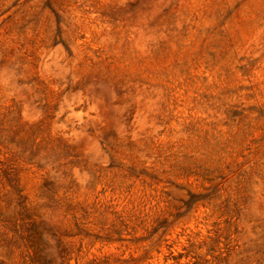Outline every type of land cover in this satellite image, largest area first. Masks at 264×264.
<instances>
[{"label":"rangeland","instance_id":"rangeland-1","mask_svg":"<svg viewBox=\"0 0 264 264\" xmlns=\"http://www.w3.org/2000/svg\"><path fill=\"white\" fill-rule=\"evenodd\" d=\"M0 264H264V0H0Z\"/></svg>","mask_w":264,"mask_h":264}]
</instances>
